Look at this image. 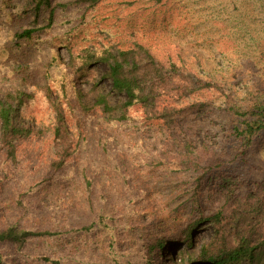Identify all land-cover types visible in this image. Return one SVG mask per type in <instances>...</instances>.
Returning a JSON list of instances; mask_svg holds the SVG:
<instances>
[{
	"label": "trees",
	"instance_id": "obj_1",
	"mask_svg": "<svg viewBox=\"0 0 264 264\" xmlns=\"http://www.w3.org/2000/svg\"><path fill=\"white\" fill-rule=\"evenodd\" d=\"M25 1L48 28L68 8ZM125 27L127 37L72 54L70 64L52 52L41 80L32 68L39 28L12 25L2 37L0 264H264V180L243 182L231 169L264 138V93L240 100L238 75L201 78L177 47L161 50L156 36ZM100 64L110 88L88 78ZM34 82L37 93L26 88ZM200 92L221 104L188 101ZM200 117L203 139L194 134ZM139 168L151 180L172 171L190 177L186 223L158 216L159 196ZM206 222L213 235L198 237ZM41 240L55 245L41 249Z\"/></svg>",
	"mask_w": 264,
	"mask_h": 264
},
{
	"label": "rangeland",
	"instance_id": "obj_2",
	"mask_svg": "<svg viewBox=\"0 0 264 264\" xmlns=\"http://www.w3.org/2000/svg\"><path fill=\"white\" fill-rule=\"evenodd\" d=\"M74 1L56 0L58 4H67L68 8L59 9L54 23L48 28L45 16L36 22L35 14L26 6L27 1L0 0V46L3 45L2 37L12 25L38 27L35 44L42 49L37 51L32 68L41 80L52 52L60 54L65 63L70 64L72 54L77 56L84 50H94L95 45L118 43L122 36H128L125 26L131 25L141 34L156 36L161 50L170 45L177 47L190 64L196 65L201 78L228 83L238 75L236 80H242L236 88L240 100L249 99L257 92L264 93V0H161L160 3L157 0H101L89 9L77 3L74 5ZM106 71L105 65H97L88 78H97L110 88L111 82L102 80ZM4 88L11 89L9 85ZM26 88L37 93L35 82ZM192 97L189 102L199 99L209 100L216 107L221 104L213 92H200L197 97ZM164 101L168 102V98ZM191 122L189 124L193 126ZM204 122L205 118L200 117L195 123L194 134L198 133L200 139L204 136L199 124ZM210 126L216 129L218 122L211 121ZM148 169L139 168L138 171L153 195L159 196L156 197L159 198L158 216L168 223H172L170 220L186 223L191 216V206L186 204L190 177L172 171L169 176L160 173L151 180ZM231 169L243 177V182L264 180V138L252 149L246 162L234 163ZM71 188L70 197L79 199V191ZM212 189L211 186L203 190L205 201L209 200L210 192H215ZM208 203L211 207L215 201ZM196 233L198 237L210 238L214 233L213 224L203 223ZM39 243L41 249L47 250L55 245L52 241L35 242ZM74 248L76 251L81 249L79 246Z\"/></svg>",
	"mask_w": 264,
	"mask_h": 264
}]
</instances>
